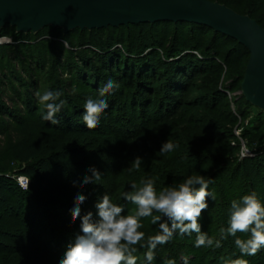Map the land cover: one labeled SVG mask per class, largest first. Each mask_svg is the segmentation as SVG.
<instances>
[{"label":"trees","instance_id":"1","mask_svg":"<svg viewBox=\"0 0 264 264\" xmlns=\"http://www.w3.org/2000/svg\"><path fill=\"white\" fill-rule=\"evenodd\" d=\"M210 1L248 15L264 28V0ZM4 29L6 35L13 36L15 43L0 46V200L6 202L30 190H22L16 179L11 177L15 174L16 164L22 165L17 175L28 176L40 183L42 199L62 211L53 221V229L58 233L56 250H46L53 257L52 264H59L66 246L80 232V219L73 222L70 213L77 192L87 196L81 206V216L91 211L95 217V204L105 193L114 203H125V214H128L135 205L131 204L128 208L130 202L116 197L114 190L119 191L121 186H124L122 189H130L131 183L139 184L141 178L154 177L159 192L165 187L183 182L191 175H203L212 180L209 192L216 182L225 188L228 195L224 204L226 228L229 226L231 202L242 198V195L238 196V191L244 184L264 203V160L244 158L238 162L239 157L235 158L234 152L238 153L240 148L232 145L237 139L235 134L223 126H218V131L210 134L206 129L208 123L202 124L204 120L196 116L199 110H216V105H207L210 97L224 103L227 95L217 89L221 79L217 74L222 68L210 69L201 61L179 58L184 51L193 48L201 50L200 46L206 37L212 41L218 55L226 51V59H231L236 52L220 45L222 39L233 38L201 24L170 21L103 29L77 28L68 32L61 30L48 33L44 29L37 37L33 32L18 33L12 25H6ZM63 40L67 41V47L63 45ZM247 53L250 55L249 51ZM164 54L172 59L171 62H164L161 56ZM248 63L249 59L245 61L241 57H236L233 62L229 60L228 73L235 85L243 82ZM163 67L164 71L161 69ZM47 72L49 76L53 73V78L50 76L51 79L45 81V77H49ZM57 72L60 76L55 78ZM65 75L68 79L60 78ZM212 75L216 81L214 86L199 83ZM109 78L120 84L117 89L118 99L121 109L130 116L132 127L120 136V129L111 122L105 131L91 136L86 125L79 119L82 118L86 100L89 97L97 98L102 82L106 83ZM75 88L85 92V96H71L68 91ZM45 91H60L62 96L59 99L66 101L64 108L57 114L60 120L58 125L42 119L46 108L38 102L36 93L43 94ZM108 97L104 99L109 108L101 118L114 115L119 108L118 103ZM154 97L158 99L154 100ZM244 100L247 105L253 106ZM228 104L226 102L224 106ZM189 109L190 116L187 115ZM239 114L244 116L246 112L242 110ZM227 115L231 124L239 122L237 113L232 111ZM177 121L192 128L193 136L187 139L191 142L185 146L179 144L171 152L162 154V145L167 140L172 142L177 134V125H174ZM215 125L214 122L212 128ZM169 132L171 134H167ZM150 133L158 134V138H149ZM84 137L115 145L110 146V157H102L94 162L82 146L68 144L69 138L77 142ZM143 150L150 152L149 158H142L140 152ZM230 153H233L232 156ZM137 157L142 159L138 168L134 162ZM91 168L103 175L99 184L80 188L79 184L84 176L90 175L88 170ZM244 174H248V178L243 184L241 178ZM74 181L77 182L76 187L73 186ZM91 188L98 189L100 195L92 194ZM58 198L67 199L68 204ZM207 203L208 208L199 220L202 232L208 229L201 222L203 216L213 213L217 200L209 197ZM15 208L20 215V226L30 234L40 249H44L35 221L30 222L24 213L21 214L19 202ZM146 223L150 225V222ZM158 232L157 225L155 234ZM244 236L237 234L241 239ZM229 237L237 258L245 260L235 244L237 237ZM8 252L0 251V264H16L15 260H5ZM200 260L204 264L206 256Z\"/></svg>","mask_w":264,"mask_h":264},{"label":"rangeland","instance_id":"2","mask_svg":"<svg viewBox=\"0 0 264 264\" xmlns=\"http://www.w3.org/2000/svg\"><path fill=\"white\" fill-rule=\"evenodd\" d=\"M248 16V15H246ZM5 26L0 25V46L6 44H14L13 36L6 35V30L4 29ZM44 29H47L48 33L51 31H65L67 30L62 27H54L53 25H48L44 28L39 30L33 31H25V30H18V33H27L33 32L34 35L40 34ZM193 38V37H192ZM208 38H204L203 43L201 44V50H196L195 48L184 51L181 53L179 58L184 60H193V61H201L208 66L210 69H218L219 67L222 68L221 72H218L217 75L221 76V79L217 85V89L223 90V94L227 95L224 97V103H221L220 99H214V97H210L208 99L207 105L212 106L216 105L215 111H206V110H199L196 113V116L201 120H204L206 124V129L210 134H215L218 131V126L228 127L235 136L236 140L232 142L233 146H239L240 150L234 152L235 158H238V162L244 158H254L264 160V110L258 106H249L247 105L246 101L244 100L245 96L242 90V82L235 85L233 82L232 76L229 75V60L233 62L236 60V57H241L243 60L250 59V55H248V49L245 46L240 45L236 40L230 38H224L221 41V47L227 46L231 51H235V55L231 57V59L227 58V53L224 51L222 54L218 55V50L214 48L212 45V41H208ZM164 58V62H171L172 59H168L167 56L161 55ZM163 71L165 68H161ZM161 70V71H162ZM162 71V72H163ZM220 71V70H219ZM49 76V72H47ZM221 74V75H220ZM53 78V73L50 75ZM45 77L46 80H50L51 78ZM60 75L57 73L54 74V77L57 78ZM50 78V79H49ZM63 79H68V76L65 75L64 77H60ZM215 77L207 76L204 80L199 81L202 85H211L214 84ZM54 81V79H53ZM102 87L104 86L105 82H102ZM51 84V83H50ZM232 89V86H234ZM51 86V85H50ZM214 86V85H213ZM207 92V91H205ZM68 93L71 96L76 94H80L81 96H85V92L80 91L79 88L70 89ZM109 97L107 99H111L118 103V110L112 116H105L101 118L99 126L93 129H89L90 135L93 136L96 133H100L105 131L107 128L106 126L109 125L111 122L115 123L118 129H120V136L123 135V132L128 131L132 127V121L130 116L121 109V102L118 99L117 89L114 90L111 94H107ZM106 95V97H107ZM157 97H154V100H157ZM246 99V98H245ZM111 101V102H112ZM112 102V103H115ZM228 102L229 106L226 105ZM79 106V105H78ZM108 110V109H107ZM244 110L246 114L244 116L240 115L241 111ZM237 113L239 116V122L237 124H231L228 121V112ZM187 115L190 116V109L187 111ZM186 115V116H187ZM79 121L84 123L83 119L80 118ZM212 121V123H210ZM216 123L215 127L212 128L213 123ZM183 122L177 121L174 125H177L175 128L177 132V136L175 135L174 140L172 143L175 146H185L188 145L187 142L188 138L192 134V128H189L183 125ZM141 125V123H140ZM227 128V129H228ZM167 134H171L170 132ZM156 136V138H155ZM153 140L158 138V134L150 133L149 138ZM69 145L74 146H82L86 152H88V157L94 162L100 160L102 157L109 158L111 147L115 145H110L107 141L102 140H95L92 137H84L83 139L72 140L69 138ZM192 144V143H189ZM151 146V145H149ZM248 151L252 153V155L248 157H242L243 151ZM143 159H147L150 156V152L143 150L140 152ZM233 153H230L232 156ZM259 160V162H260ZM264 162V161H263ZM22 165L16 164L14 166V173L18 172ZM134 171V170H133ZM12 174L11 177L16 179L17 174ZM248 174L242 175L241 182L244 184L247 182ZM30 178V177H29ZM123 180V179H120ZM100 181L97 182L99 184ZM96 184V185H97ZM94 186V185H92ZM113 187V186H112ZM124 186H121L119 191L114 190V194L116 197H122V193L126 191H131V189L125 188L122 189ZM30 190L25 194H17L10 198L8 201L3 202L0 200V251H9V255L6 257L5 260L10 262L9 260H15L16 264H52L53 257L49 255L48 251L46 250H56V242L58 239V233L53 229V221L58 214L61 215L62 211L51 205L48 201L42 199L40 195V183L36 180L31 179ZM92 194L99 196V190L96 188H91ZM209 190V189H208ZM212 191V192H211ZM211 193L215 194V199L217 200V205L213 213L207 217L203 216L202 223L207 225V230L205 233L211 238L220 239V229H226V223L224 220V213L225 207L224 204L228 197L227 193L225 192L224 186L219 185V182H216L213 190ZM253 192L249 186L244 184L242 189H239L238 196L242 195V197L246 194H250ZM59 201L68 204L67 199L58 198ZM17 202L20 203L22 207V213L26 219H29L30 222H34L36 230H38V235L40 237V242L43 245L44 249H40L37 244L35 243L34 239L28 234L19 224L18 217L20 215L16 212V204ZM122 205V202H121ZM126 206V204L124 203ZM123 205V206H124ZM128 206V205H127ZM130 205L128 208H130ZM40 207V209H39ZM134 210V209H132ZM204 212V211H203ZM125 214V213H124ZM144 223V228L141 231L148 235H155L157 225H152L150 223L147 224L146 222H150V218L144 219L142 221ZM196 233H192L191 235L185 234L183 236L179 235L178 233L174 234L172 240L168 243L163 245H158L155 249V259L152 264H167L169 260L175 261V264H184V257H187V264H202L201 257L206 256V261L204 264H231L232 261L238 260L232 244L230 243V237L227 236L226 239L221 240V247L216 248L215 246L209 248L207 246L204 247H196L195 246V237ZM248 235L245 234L244 239H247ZM2 244L5 245L2 247ZM148 251L147 246H137V251L134 253L138 257L137 264H147L144 259V254ZM245 261L247 264H264V249L262 248L256 255L254 256H246L244 255Z\"/></svg>","mask_w":264,"mask_h":264},{"label":"clouds","instance_id":"3","mask_svg":"<svg viewBox=\"0 0 264 264\" xmlns=\"http://www.w3.org/2000/svg\"><path fill=\"white\" fill-rule=\"evenodd\" d=\"M67 47V41H62ZM120 84L111 78L103 87L98 89V97H89L85 104L82 119L87 128L93 129L99 126L101 117L109 108L104 99L118 89ZM38 102L46 108V114L42 116L44 121L58 125L60 120L57 114L64 108L66 101L59 99L60 91H45L36 93ZM59 102L57 103V101ZM175 145L167 140L160 152L169 153ZM138 168L142 162L140 157L135 160ZM90 175L83 177V188L89 184H97L102 174L95 168L88 170ZM211 179L203 175H191L183 182L173 184L157 192L155 178H141L139 184L131 183V191L122 193V198L135 205L134 210L125 213V207L114 203L112 198L105 193L95 204L96 216L91 211L81 216V206L87 200V196L77 192L74 198V206L70 209L73 222L80 219V232L74 236L72 242L66 246V251L59 264H137L138 257L134 255L137 246H147L144 254L147 264H152L155 259V249L172 240L174 234L183 236L196 233L195 246L209 248L221 247V240L228 235L237 237V234H247V239L237 237L235 244L240 253L246 256L256 255L264 248V203L255 192L244 195L240 200L231 202V214L226 229H220V239H214L201 231L199 220L204 210L208 208L207 199L215 200V194L209 192ZM77 186V182H73ZM150 218L152 225L159 226V232L148 235L141 229L144 228V219ZM184 257V264H187ZM167 264H175L169 260ZM227 264V262H226ZM231 264H247V261L238 259Z\"/></svg>","mask_w":264,"mask_h":264},{"label":"water","instance_id":"4","mask_svg":"<svg viewBox=\"0 0 264 264\" xmlns=\"http://www.w3.org/2000/svg\"><path fill=\"white\" fill-rule=\"evenodd\" d=\"M170 21L201 24L243 44L250 59L242 90L264 110V28L250 16L210 0H0V25L33 31L48 25L103 29Z\"/></svg>","mask_w":264,"mask_h":264},{"label":"built area","instance_id":"5","mask_svg":"<svg viewBox=\"0 0 264 264\" xmlns=\"http://www.w3.org/2000/svg\"><path fill=\"white\" fill-rule=\"evenodd\" d=\"M250 155H252V153L249 151L248 153L245 150L242 152V157H248ZM16 181L18 182V185L20 186V188L24 191L28 190L31 184V179L25 175H17Z\"/></svg>","mask_w":264,"mask_h":264}]
</instances>
